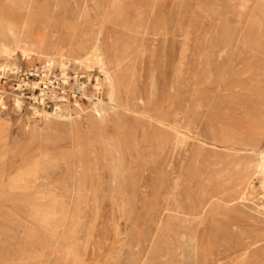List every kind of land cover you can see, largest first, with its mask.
Segmentation results:
<instances>
[{
    "label": "rangeland",
    "instance_id": "1",
    "mask_svg": "<svg viewBox=\"0 0 264 264\" xmlns=\"http://www.w3.org/2000/svg\"><path fill=\"white\" fill-rule=\"evenodd\" d=\"M97 37L113 103L74 66ZM6 63L0 264H264L258 155L222 144L264 129V0H0ZM57 105L69 121L34 114Z\"/></svg>",
    "mask_w": 264,
    "mask_h": 264
},
{
    "label": "bare ground",
    "instance_id": "2",
    "mask_svg": "<svg viewBox=\"0 0 264 264\" xmlns=\"http://www.w3.org/2000/svg\"><path fill=\"white\" fill-rule=\"evenodd\" d=\"M21 1H23V0H21ZM31 2H33V1H31ZM41 10L43 11V9H41ZM141 34H142V36H144L145 35V31H141ZM98 36H100V35H98ZM62 38H63V41H65V43L70 44V39L71 38H70V35L67 33V31L65 32V34H63V37ZM81 43L84 46L87 43V41L84 40V41H81ZM55 48H57V47H55ZM74 48L72 50L75 52V55L77 56L76 59L73 60V61L77 62V64L74 65V66L76 68L77 67L83 68L85 70V72H86L85 74H87V77H90V71H92L93 68H97L98 71H99V73L102 74L103 79L100 80L99 77H96V83L94 85V89L96 90V93L97 94H101L102 91H103V89L106 86V83L108 82L109 85H110L108 87H111V89H110L111 90V93H110V96H108V97H110L109 98L110 102L113 103L112 95L115 94V92H116V84H115V79H114V76H113V73H112L111 70H112L113 67H118L119 66L118 65L119 64V61L117 59H116V62H115V60H113L114 57L115 58L117 57V53H114V55L112 57V54H110V52H106L103 49V47H102L101 37H97L96 40L93 42V44H91V47L84 46L83 49H84V52L85 53H84V55L81 58H80V55H78V51L82 47H80L78 45H75ZM185 51H186V49H184L181 54H183ZM114 52H116V50ZM20 54L24 58H27V59L30 57L29 50L28 51L27 50H21L20 51ZM131 54H132V50L130 48V50L128 51V53L125 55L127 57V59H129V57L131 56ZM181 57L183 59L185 57V55H181ZM68 63L69 62L67 60H65V59H61V61H60V76H61V80H62V82H63L64 85H66L69 82V80H70L69 79V76H68V73H67V71L69 69ZM44 68L46 69V68H48V66L47 67H44ZM22 72H23V70H22ZM7 73H11V74L17 75V74H20L21 71H19V67L11 66V64L6 63L3 66H0V78L3 75L7 74ZM178 74H181V73H178ZM24 79H21V83L22 84L19 85L20 88L21 87H24V86H29V87H32L34 89V88H37L39 86V83H30L28 81H25ZM90 79H91V77H90ZM42 82L45 85L44 89L48 90V92H50V94H51V96H53V98H57L56 95H55V92L51 89L52 82L48 78L47 73H45L42 76ZM74 86L72 87L73 89H76L77 91H81L82 92V95H86L85 94V88H86L87 85L85 83L84 84L78 83L77 82V78H75ZM74 92L75 91H73V93ZM45 95H46L45 91L42 90L41 99H43V97ZM60 100H63V98H61ZM98 103L101 106L103 105V103H102V101L100 99H99V102ZM20 104H21L20 98L19 97H15V105L19 108L20 107ZM74 108L78 112H81L83 107H82L81 104H79L76 101V103L74 105ZM60 111H61V108H60L59 105H57L55 112L52 113V114H49V113H47V112H45L43 110H39L37 108L35 109L34 114L36 116L44 119L45 121H52V123H54L55 122V119H58V118H60L61 120H65V121H69V119H71V116H72L70 114L71 110L69 111V114L67 113L66 116H64V117L61 114H59ZM258 131L260 132V134H259V139L256 140V141H253L252 140L251 142H247V141L233 139V138L230 137V138H227L226 140H224L222 144L224 146L229 147V148H232V149H246V150H251V151L257 153L258 158H259V167H258V173H257V176L260 177V180H259V190H260V193L262 194L261 196L264 199V144L262 145V142H264V129H260ZM34 161H36V159ZM35 164H37V163H35ZM35 184H36V181H35ZM10 189L13 190V188H10ZM27 191H29V190H27ZM178 212H179L178 210L175 211V213H177V214H178ZM235 222H237V221H235ZM254 244L255 243L249 244L248 245L249 248L252 247Z\"/></svg>",
    "mask_w": 264,
    "mask_h": 264
}]
</instances>
